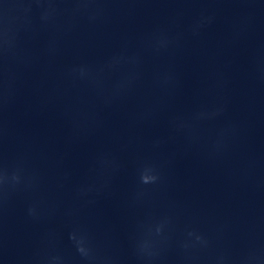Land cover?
Listing matches in <instances>:
<instances>
[{
  "label": "clouds",
  "instance_id": "1",
  "mask_svg": "<svg viewBox=\"0 0 264 264\" xmlns=\"http://www.w3.org/2000/svg\"><path fill=\"white\" fill-rule=\"evenodd\" d=\"M143 183H149L155 180L154 176H149V175H142L141 177Z\"/></svg>",
  "mask_w": 264,
  "mask_h": 264
}]
</instances>
